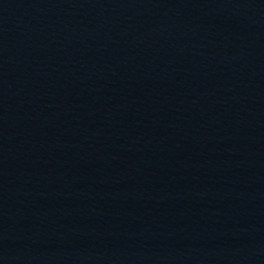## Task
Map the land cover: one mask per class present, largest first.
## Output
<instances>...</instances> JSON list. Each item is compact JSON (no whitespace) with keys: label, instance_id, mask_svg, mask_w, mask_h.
Masks as SVG:
<instances>
[{"label":"water","instance_id":"95a60500","mask_svg":"<svg viewBox=\"0 0 264 264\" xmlns=\"http://www.w3.org/2000/svg\"><path fill=\"white\" fill-rule=\"evenodd\" d=\"M0 264H264V0H0Z\"/></svg>","mask_w":264,"mask_h":264}]
</instances>
